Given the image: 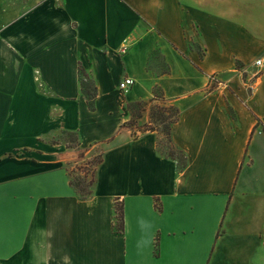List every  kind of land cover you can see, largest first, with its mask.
<instances>
[{"label": "crops", "instance_id": "1", "mask_svg": "<svg viewBox=\"0 0 264 264\" xmlns=\"http://www.w3.org/2000/svg\"><path fill=\"white\" fill-rule=\"evenodd\" d=\"M156 90L184 170L122 127ZM263 126L264 0H0V264H264ZM99 146L84 201L64 164Z\"/></svg>", "mask_w": 264, "mask_h": 264}, {"label": "trees", "instance_id": "2", "mask_svg": "<svg viewBox=\"0 0 264 264\" xmlns=\"http://www.w3.org/2000/svg\"><path fill=\"white\" fill-rule=\"evenodd\" d=\"M79 73H80V78H81L80 84H81L82 94L84 96V99L86 100V103L88 105L89 110L94 111L95 110V101H96V97H97V88L94 85V83H93L92 87L89 85V82L92 79L90 78V76L85 72V70L82 67H80ZM154 100L160 101L158 104L161 105V107L157 106L158 108L156 109V111H154V114L157 113V116L159 115V118H156V120H154L153 117H155V116L152 113V116H150V118H152L154 120V122H151L150 125L145 126L143 128V130H141V128H138V129H136V131H138L140 134H144L147 132H153V131H157L160 134H162V132H163V135L165 136V138L168 141L169 149H170L169 155H163V156H166L168 158L176 160L178 162L179 169L184 170L186 168V165H187L186 156H185L183 151H181L180 149L176 148L173 145L172 139H171V128H172L173 124L178 122V120L180 118V111L177 108H175L173 105H171L169 108L170 113H168V115H165L162 107H166L167 103L165 102L163 97L160 95V92L158 90L154 91ZM154 104H156V103H153V101L127 103L126 108L130 113L131 119L129 122L125 123L122 127L128 128L130 126L129 124L131 123V121L133 120V118L135 116H137L138 119H141L143 117V113H145L146 111L149 112L150 110L152 111L154 109V106H153ZM156 121L164 126V131L161 132L160 129L152 126V124H154ZM258 124H260V120H258ZM263 128H264V126H263ZM263 131H264V129H263ZM68 133L73 134L75 136L76 145H75V147L68 146L67 148L78 149V135H77V133H75V132H68ZM102 161H103V154L100 156L98 163L96 165V168H95V181L93 182V184H94L93 186H95V183H96L97 168L99 165H101ZM70 185L72 186L77 197L81 200L85 201V200L90 199L93 196L94 187H93L92 191H85L84 193H80L76 189L72 180L70 181ZM114 213L115 214H114L113 230L117 234H123L124 233V212H123L122 204L116 203L114 205Z\"/></svg>", "mask_w": 264, "mask_h": 264}, {"label": "rangeland", "instance_id": "3", "mask_svg": "<svg viewBox=\"0 0 264 264\" xmlns=\"http://www.w3.org/2000/svg\"><path fill=\"white\" fill-rule=\"evenodd\" d=\"M157 58L158 56H156V59ZM89 85L91 87L93 86L92 80L89 82ZM153 106H154V109L152 111L150 110L149 112L146 111L145 113H143V117L141 119H138L137 116H135L133 120L131 121V123L129 124L130 126L128 127V129L132 130L133 137L140 135V133L136 131V129L141 128V130H143L145 126L150 125L151 122H154V120H156V118H159V115L157 116V113L154 114V111H156L158 107H161V105L156 103ZM170 106H171L170 104H167L166 107H162L165 115H168V113H170V109H169ZM152 113L155 116L153 117L154 120L150 118V116H152ZM129 116H130V113H129ZM130 119H131V116L129 117V120L127 122H129ZM152 126L160 129L161 132L164 131V126L158 123L157 121L154 124H152ZM263 129L264 128H262V131ZM160 136H161V140L159 144V153L162 155H169L170 149H169L168 141L163 135V132ZM48 141L51 143L62 144V145H65L66 147L68 146L75 147L76 145L75 136L68 132L55 133L54 135L48 138ZM104 147L105 146L96 147L90 153L85 154L84 158H80V155H79L78 156L79 158H77V160L76 159L73 161L71 160L64 164V167L66 168V170H68L70 174V179L72 180L76 189L80 193L93 190V187H94L93 182L95 181V168H96V165L98 163L100 156L104 152Z\"/></svg>", "mask_w": 264, "mask_h": 264}, {"label": "built area", "instance_id": "4", "mask_svg": "<svg viewBox=\"0 0 264 264\" xmlns=\"http://www.w3.org/2000/svg\"><path fill=\"white\" fill-rule=\"evenodd\" d=\"M126 48H123L122 52L125 51ZM262 60H257L255 63H254V66H256L258 68V72L254 73V78H258L259 77V74L262 72ZM211 82H215L216 81V78L215 76L211 77ZM135 84V81L134 79L132 78H125L119 85V88L121 91H124V92H127L131 87H133Z\"/></svg>", "mask_w": 264, "mask_h": 264}]
</instances>
